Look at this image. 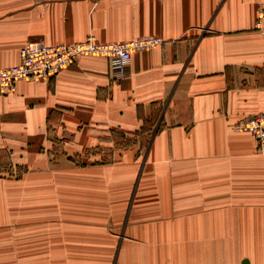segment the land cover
<instances>
[{"label": "crops", "instance_id": "obj_1", "mask_svg": "<svg viewBox=\"0 0 264 264\" xmlns=\"http://www.w3.org/2000/svg\"><path fill=\"white\" fill-rule=\"evenodd\" d=\"M263 4L0 0V69L36 40H161L121 80L84 56L0 93V150L28 166L63 150L35 217L5 192L0 264H264V154L238 128L264 114ZM118 133L134 139L118 149Z\"/></svg>", "mask_w": 264, "mask_h": 264}, {"label": "built area", "instance_id": "obj_2", "mask_svg": "<svg viewBox=\"0 0 264 264\" xmlns=\"http://www.w3.org/2000/svg\"><path fill=\"white\" fill-rule=\"evenodd\" d=\"M256 29L264 34V4L258 8ZM160 43L159 38L100 42L93 36L70 45L51 46L42 40L31 41L21 48L19 64L0 69V93L13 92L22 79L52 78L84 56L107 58L112 80H121L128 74L134 53L149 50ZM238 128L250 133L257 143L258 151L264 154V114L243 120Z\"/></svg>", "mask_w": 264, "mask_h": 264}, {"label": "rangeland", "instance_id": "obj_3", "mask_svg": "<svg viewBox=\"0 0 264 264\" xmlns=\"http://www.w3.org/2000/svg\"><path fill=\"white\" fill-rule=\"evenodd\" d=\"M90 36L93 35H89L87 39ZM93 37L95 38V36ZM59 138V136H55L57 142ZM133 139L134 137L131 138L124 134L118 133V143L116 147H118V149H123L124 147L128 146ZM110 149L111 148H107L102 152H88L87 154H85V156L77 154L72 159L74 163L79 167L85 165V162H95L99 164L108 163L109 161H111L113 153L115 151L113 149ZM61 153L63 154L62 147L61 145H57L53 150H50L47 153V158H49L51 161H48L46 165L44 163L41 164L35 161L32 166H28L18 163L11 151L0 150V213H2L3 211L2 209L5 192L11 191L14 195V200L18 199V205L16 207H19L21 202L20 199H22L23 205L21 206H27L28 208L27 217H35V210H37L36 208L41 205L42 198L45 196V194H43V192L45 191L43 186L46 187L51 185V174L53 173V171V174H55L57 173V170H59V167H53L51 163L57 156L61 155ZM94 153H97L95 154L96 156H94ZM60 169L66 171V168L61 167ZM41 177H43V179H41ZM21 191L22 194L18 195V192L21 193ZM26 193L31 194H29V196L27 197ZM4 216L5 215L1 214V222L4 221ZM16 217H18V215H16ZM16 221H18V219Z\"/></svg>", "mask_w": 264, "mask_h": 264}, {"label": "trees", "instance_id": "obj_4", "mask_svg": "<svg viewBox=\"0 0 264 264\" xmlns=\"http://www.w3.org/2000/svg\"><path fill=\"white\" fill-rule=\"evenodd\" d=\"M143 129H144V127H143Z\"/></svg>", "mask_w": 264, "mask_h": 264}]
</instances>
